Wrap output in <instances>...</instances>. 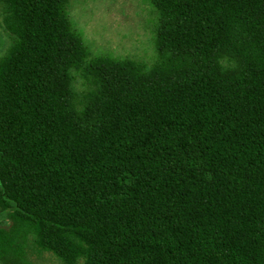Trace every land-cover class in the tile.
<instances>
[{"label":"trees","instance_id":"obj_1","mask_svg":"<svg viewBox=\"0 0 264 264\" xmlns=\"http://www.w3.org/2000/svg\"><path fill=\"white\" fill-rule=\"evenodd\" d=\"M150 1L147 65L0 0L2 264H264V0Z\"/></svg>","mask_w":264,"mask_h":264},{"label":"rangeland","instance_id":"obj_2","mask_svg":"<svg viewBox=\"0 0 264 264\" xmlns=\"http://www.w3.org/2000/svg\"><path fill=\"white\" fill-rule=\"evenodd\" d=\"M69 11L94 55L129 56L147 65L155 62L157 18L150 0H71ZM8 42L0 10V57ZM38 259L39 264H62L50 253Z\"/></svg>","mask_w":264,"mask_h":264}]
</instances>
